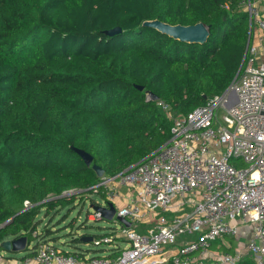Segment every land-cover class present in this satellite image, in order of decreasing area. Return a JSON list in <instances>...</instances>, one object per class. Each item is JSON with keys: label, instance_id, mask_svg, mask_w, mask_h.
Here are the masks:
<instances>
[{"label": "trees", "instance_id": "1", "mask_svg": "<svg viewBox=\"0 0 264 264\" xmlns=\"http://www.w3.org/2000/svg\"><path fill=\"white\" fill-rule=\"evenodd\" d=\"M242 1L0 0V244L49 242L51 231L35 223L40 211L79 197H61L67 190L93 193L101 178L74 149L116 176L171 138L159 101L186 116L230 86L250 41ZM155 20L202 23L210 35L181 42L143 25Z\"/></svg>", "mask_w": 264, "mask_h": 264}, {"label": "built area", "instance_id": "2", "mask_svg": "<svg viewBox=\"0 0 264 264\" xmlns=\"http://www.w3.org/2000/svg\"><path fill=\"white\" fill-rule=\"evenodd\" d=\"M238 10L249 15L250 41L230 86L186 116L174 117L170 106L159 101L173 123L169 141L90 188L115 205L122 189L131 193L124 205L116 206L114 235L92 241L97 247L111 246L115 255L89 259L37 240L33 257L8 258L1 249L0 264H205L217 240L235 237L245 225L252 227L246 253L224 252L209 264H240L246 256L264 264V38L251 45L254 28L264 33V17L253 0L242 1ZM87 191L70 189L61 197ZM24 207L28 210L32 203L25 201ZM88 219L103 218L95 211Z\"/></svg>", "mask_w": 264, "mask_h": 264}, {"label": "rangeland", "instance_id": "3", "mask_svg": "<svg viewBox=\"0 0 264 264\" xmlns=\"http://www.w3.org/2000/svg\"><path fill=\"white\" fill-rule=\"evenodd\" d=\"M219 116L223 115V111L219 110ZM240 167H246L241 162ZM76 196V195H74ZM92 204H105L101 194L98 193H84L77 197L74 202H66L64 205H60L56 209L46 212V209H42L39 215L35 219L38 231L43 233L51 231L47 235L46 239L49 242H53L57 247L70 253L82 252L88 256L89 259L95 257H108L115 255L111 246L103 244L99 247L95 246L92 242H83L81 237H95L100 239L104 236H113V230L116 228L114 223L107 220L91 221L88 219L89 214H94ZM170 218V215H165ZM171 216H174L171 215ZM220 241L227 245L235 244L233 237L226 236ZM119 246L124 247V244L119 242ZM35 246V241L32 242L23 252L11 253L4 252L5 257L16 258L23 260L24 258L32 255V249ZM236 248V245L235 247ZM204 263L209 264L210 261L203 260ZM34 264V263H32Z\"/></svg>", "mask_w": 264, "mask_h": 264}, {"label": "water", "instance_id": "4", "mask_svg": "<svg viewBox=\"0 0 264 264\" xmlns=\"http://www.w3.org/2000/svg\"><path fill=\"white\" fill-rule=\"evenodd\" d=\"M143 25L146 27L154 28L160 31L161 33L166 34L176 40L189 44H204L208 40V37L210 35L208 27H206L202 23H198L192 26H182V25L172 26L170 24L161 22L159 20H155V21H147ZM121 32H122L121 28H115L113 30L107 31L106 34L108 36H113ZM138 89L143 90L142 87H138ZM150 96L154 100L157 99V97L152 94H150ZM74 150L83 159L87 167H92V169L99 178L104 176V170L100 166L93 164V157L90 154H88L83 150H78V149H74ZM92 208L94 209V211L100 213L104 220H107L109 222L113 221L114 215L117 210L116 205L111 202L105 203L103 205L92 204ZM117 220L126 227L131 226V223L124 218L117 217ZM7 223H9V221ZM80 240L88 243L93 240V237L85 236V237H81ZM0 247L4 252H11V253L23 252L28 248V240L25 236L7 239L0 244Z\"/></svg>", "mask_w": 264, "mask_h": 264}, {"label": "crops", "instance_id": "5", "mask_svg": "<svg viewBox=\"0 0 264 264\" xmlns=\"http://www.w3.org/2000/svg\"><path fill=\"white\" fill-rule=\"evenodd\" d=\"M253 2H255L258 5L264 17V0H253ZM262 37L264 38V33L257 27L254 28L253 36L251 38V45L259 44L258 40ZM121 194H122V198L116 200V206H119V207L124 205V202L126 201L128 196L131 195L130 191L127 189H122ZM251 236H252V227L250 225L242 226L240 228L239 234L233 237L235 239V244L227 245L224 243V246L228 249H231V246L235 247L236 245V248L233 249L234 253L236 252L246 253L247 251L246 246ZM222 246L214 243L211 247L210 256L207 259H203V260L213 261L217 257H220L221 254L224 253ZM31 257H33V254ZM34 264H37V263L34 262Z\"/></svg>", "mask_w": 264, "mask_h": 264}]
</instances>
